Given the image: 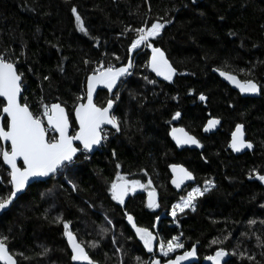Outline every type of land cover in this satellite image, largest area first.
Returning a JSON list of instances; mask_svg holds the SVG:
<instances>
[{
    "label": "trees",
    "instance_id": "16d2710c",
    "mask_svg": "<svg viewBox=\"0 0 264 264\" xmlns=\"http://www.w3.org/2000/svg\"><path fill=\"white\" fill-rule=\"evenodd\" d=\"M73 6L87 34L78 30ZM164 20L170 23L149 42L176 69L172 80L157 81L150 73L149 48L134 50L131 75L111 97L99 92L95 102H114L119 131L109 130L98 150L79 154L49 181L31 184L0 216V237H7L17 264H73L57 216L70 222L97 264H166L193 248L189 264H212L206 257L218 248L227 253L223 264H264V187L257 179L264 175V0H0V53L22 74L21 103L35 115L44 104L59 103L73 134V111L84 101L88 75L101 65L127 64L133 29ZM213 69L257 83L259 98H242ZM176 112L181 116L173 120ZM210 119L219 121L213 132L204 130ZM237 124L253 146L240 155L229 146ZM173 126L195 137L200 150L177 149L169 138ZM174 164L194 177L180 193L169 186ZM117 173L143 185L141 192H128L123 206L108 191ZM206 180L212 187L196 197L195 210L172 219L184 191ZM9 181L0 159V197L11 192ZM153 189L159 201L149 209L145 190ZM125 213L156 237L151 252ZM173 236L183 248L164 257L159 245Z\"/></svg>",
    "mask_w": 264,
    "mask_h": 264
},
{
    "label": "snow or ice",
    "instance_id": "6c2138e0",
    "mask_svg": "<svg viewBox=\"0 0 264 264\" xmlns=\"http://www.w3.org/2000/svg\"><path fill=\"white\" fill-rule=\"evenodd\" d=\"M71 11L75 17L78 30L87 34L76 7L73 6ZM168 23H170L168 20H164L163 23L153 21L150 27L133 29L136 36L132 39L131 45L128 48L129 62L121 67H113L111 64L107 67L101 65L94 69L92 74L88 75L87 100L86 102L81 101L75 105L74 114L79 128L74 135H69V115L59 103H53L51 105L44 104L41 115L33 114L26 104L22 105L18 103L17 97L21 91L22 74H18L14 63L7 60L4 53H0V97L3 98V101H6V103L0 101V103H3L0 113L6 114L7 116L6 129L0 127V140L9 141L11 144L10 151L0 148V159L10 169L8 175L11 185V192L5 197H0V210L6 209L14 201L18 194L25 189L30 178L47 177L50 174H55L63 166L64 162H71L79 150L74 146V141H79L83 149L87 151L92 149L94 145H98L102 139L106 138L103 134L102 125H111L119 131L118 118L110 112L113 101L109 99L106 106H97L94 103L93 92L98 84H103L110 92L112 91L118 78L127 74L133 66L131 56L134 50L138 49L141 45L151 49L152 54L149 57L147 66L157 76L163 77L164 80H172L176 69L169 63L165 52L149 42V39L157 37ZM220 75L235 84L241 93L255 94L260 91L257 83L252 80L241 82L236 76L224 71H221ZM45 79H48V77H45ZM148 82L154 83L151 80ZM77 99L80 100L81 98L77 97ZM199 99H205L203 94L200 95ZM180 116L181 113L176 112L172 119L175 120ZM44 120H47V127L43 124ZM217 123H219L218 120L210 119L205 125L204 130L208 131L209 128L214 127ZM49 131L53 133L51 137L48 136ZM169 135L172 136L178 147L184 144L200 146L199 141L195 137L188 135L182 128H173ZM229 146L233 151L237 152L245 147L252 148V144L243 139L242 125L237 124L235 126V131L232 132V140ZM18 158L23 161L22 167H19L17 164ZM119 167L120 165L118 164L117 168ZM169 167L173 172L172 183L177 188L185 180L193 179L192 173L181 165H170ZM257 179L264 183V175H257ZM149 184H151V181H149ZM205 185L206 187L203 190L200 188H192L185 197H181L180 202L172 206L169 214L175 217L177 212H184L186 208H191L194 211L196 197L207 192L212 187V182L206 180ZM137 186L143 187L140 181L125 180L123 176L117 173V178L111 182L108 191L111 193V198L114 201L123 204L126 194L135 191ZM73 188L75 189V185H73ZM148 196L147 207H157L155 190L149 191ZM125 215L127 216L128 222L135 229L136 235L143 242L144 248L151 252L153 250V233L148 228L136 226L133 223V217L128 213H125ZM56 222L63 224V235L67 238L68 246L71 249V260L74 262H84V264H95L82 244L77 241L74 233L69 230L70 222L61 220L60 216L56 217ZM108 223H111V221L109 220ZM252 223L254 221H249V224ZM6 240L7 237H0V262L2 264H17L13 256L9 254L5 243ZM212 243L215 244L217 241L214 240ZM90 246L95 247V244L90 242ZM180 248H183V245L179 243V238L176 236H173L166 242L162 240L159 245V250L164 256H168L169 253H173ZM117 251H120V249H117ZM195 254V248H193L191 251H185L182 255H177L175 259L167 260L166 264H181V261ZM226 255L227 253L223 248H218L214 255L207 256L206 259L211 261L212 264H221L222 258ZM136 259L138 261L140 260L139 257ZM248 259H252V257H248ZM148 264H160V262L152 259Z\"/></svg>",
    "mask_w": 264,
    "mask_h": 264
},
{
    "label": "water",
    "instance_id": "95a60500",
    "mask_svg": "<svg viewBox=\"0 0 264 264\" xmlns=\"http://www.w3.org/2000/svg\"><path fill=\"white\" fill-rule=\"evenodd\" d=\"M149 53H150V55H149V57L151 56V49H149ZM149 60V59H148ZM16 68V67H15ZM148 69H149V71H150V73L154 76V78L157 80V81H161V82H164V81H166V80H164L163 79V77H161V76H157L149 67H148ZM16 71H17V69H16ZM212 72L224 83V84H226L230 89H232L233 91H235L236 93H238L242 98H259V96H260V91L258 92V93H255V94H252V93H241L240 92V90H239V88L238 87H236V85L235 84H233V83H231V82H229L227 79H225L223 76H221L220 75V70H216V69H213L212 70ZM230 74V73H229ZM127 75H128V73L127 74H125V75H123V76H121V77H119L118 78V80H117V83H116V85H114L113 86V89H112V91L110 92L103 84H98V85H96V87H95V90H94V92H93V99H94V103L96 102V99H97V96H98V93L99 92H106L108 95H109V97H111L114 93H115V91L118 89V87L121 85V83L123 82V80L127 77ZM231 75H233V74H231ZM235 76V75H234ZM237 79H238V77H236ZM238 80H240V79H238ZM241 81V80H240ZM241 82H243V81H241ZM259 87V86H258ZM260 88V87H259ZM22 92H23V88H22V80H21V91H20V93H19V95H18V97H17V100H18V103H20V104H22L21 103V96H22ZM0 100L1 101H3V98L2 97H0ZM86 100H87V79H86V81H85V97H84V101L83 102H86ZM3 103H6V101H3ZM107 104V103H106ZM106 104L104 105V106H106ZM23 105V104H22ZM61 107H63V106H61ZM2 109V108H1ZM74 110H75V108H74ZM113 110H114V102H113V106H112V108L110 109V112H111V114L113 113ZM65 111H66V109H65ZM66 113H67V111H66ZM4 119H6L7 120V116H6V114H3V113H0V127H3L4 128ZM73 121H74V123H75V125H76V131L78 130V128H79V125L76 123V118H75V114H74V111H73ZM209 121V120H208ZM44 124V126L45 127H47V120H45V122L43 123ZM69 124H70V127H69V135H74L75 133H73L72 134V128H71V123H70V118H69ZM173 128H176V129H181V127H172L171 128V130H170V132L172 131V129ZM216 128H217V124L214 126V127H211V128H209L208 129V131L209 132H213V131H215L216 130ZM6 129V128H5ZM102 129H115V128H113L111 125H108V124H105V125H102ZM183 129V128H182ZM184 130V129H183ZM185 131V130H184ZM233 131H235V128H234V130ZM232 131V132H233ZM186 132V131H185ZM242 132H243V139L244 140H246V135H245V130H244V127L242 126ZM188 135H190L189 133H188ZM190 136H192V135H190ZM169 138H170V140L172 141V143L174 144V146L177 148V149H190V150H200V148H201V145H200V143H199V147H197L196 145H194V144H184V145H181V146H177L176 145V142H175V140L172 138V136L171 135H169ZM103 140V139H102ZM102 140L100 141V143L98 144V145H94L93 147H92V149H90V150H87L86 152H87V154L88 155H91V154H93L96 150H97V148H98V146L101 144V142H102ZM231 140H232V133H231V135H230V142H231ZM247 141V140H246ZM248 142V141H247ZM0 143H1V146H2V148H4V149H6V150H8V151H10L11 150V144H10V142L9 141H3V140H0ZM229 145H230V143H229ZM74 146H76L79 150L77 151V153L74 155V157H73V160L71 161V162H64V164H63V166L59 169V170H61L65 165H69V164H71L72 162H74L75 161V159L78 157V155H79V153H80V149H83V147H82V145H80V143H79V141H74ZM230 149H231V151L233 152V154H235V155H240V154H243V153H245V152H248V151H250V150H252L253 149V146H252V148H247V147H245V148H242L240 151H233L232 150V148L230 147ZM84 150V149H83ZM1 161H2V159H1ZM2 164H3V161H2ZM17 164H18V166L19 167H22L23 166V161H22V159H19L18 158V160H17ZM174 165H180V164H174ZM3 166H4V168L7 170V172L9 173V171H10V169L8 168V166L7 165H4L3 164ZM183 168H185L183 165H181ZM186 169V168H185ZM58 170V171H59ZM169 172H170V180H169V186H170V188L174 191V192H176V193H180V192H182L186 187H188L189 185H191L192 183H193V181H194V177H193V179H191V180H185L181 185H180V187L179 188H177L175 185H173V183H172V179H173V172H172V170H171V168L169 169ZM190 172V171H189ZM58 173V172H57ZM57 173H55V174H50L49 176H47V177H33V178H30L29 179V181L27 182V184H26V186H25V189L24 190H22L19 194H18V196L14 199V201L6 208V209H4V210H0V216L3 214V213H5V212H7L8 210H9V208L12 206V204L15 202V200L20 196V195H22L26 190H27V188L31 185V184H33V183H35V182H47V181H49L52 177H54V176H56L57 175ZM193 175V174H192ZM9 179H10V177H9ZM261 184H262V186L264 187V183H262L261 182ZM149 191H152V190H148L146 193H145V201H146V204H148V200H149V196H148V193H149ZM155 193H156V197H155V199H156V203H158V201H159V195H158V193H157V191L155 190ZM127 195H128V193L126 194V196H125V198H124V203H125V200H126V198H127ZM119 203V202H118ZM124 203L123 204H120L121 206H123L124 205ZM149 208V207H148ZM149 209H151V208H149ZM126 222H127V225L129 226V228L131 229V231L133 232V234L135 235V237L137 238V239H139V237L136 235V232H135V229L132 227V224H130L129 222H128V219H127V216H126ZM133 223H135L134 221H133ZM154 236V235H153ZM78 241V240H77ZM153 242H154V244L157 242V239H156V237L154 236V240H153ZM65 243H66V246H67V248H68V251H69V253H70V255H71V249H70V247L68 246V243H67V238L65 237ZM15 260V259H14ZM92 260V259H91ZM93 261V260H92ZM224 261H225V257L224 258H222V261H221V264H223L224 263ZM191 262V257H189V258H187L186 260H184V261H181V264H189ZM2 263V262H1ZM72 263L73 264H84V262H74V261H72ZM95 264H97V263H95Z\"/></svg>",
    "mask_w": 264,
    "mask_h": 264
},
{
    "label": "rangeland",
    "instance_id": "374dc122",
    "mask_svg": "<svg viewBox=\"0 0 264 264\" xmlns=\"http://www.w3.org/2000/svg\"><path fill=\"white\" fill-rule=\"evenodd\" d=\"M44 122H45V120L43 121V123H44ZM48 135L52 136L53 133H52L51 131H49ZM205 187H206L205 184H204L203 186H196V185L190 186V188H189L188 190H185V191H184L182 197H185V196L187 195V193H188L189 191L192 190V188H200L201 190H203ZM141 191H143V187L137 186V187L135 188V191H131V192H129V194H132V193H135V192H141ZM145 192H147V190H145ZM180 200H181V198H180L178 201H176L174 204L180 202ZM171 210H172V208H171ZM171 210H170V212H171ZM187 210H188V211H192L191 208H186V209L184 210V212L187 211ZM182 213H183V212H177V214H176L175 217L171 216L170 214H169V215H170V217H171L172 219H175L177 216H179V215L182 214ZM159 252H160V250H159ZM173 253H174V252H173ZM173 253H169L168 256H164V255L160 252V254L163 255L164 257H170L171 255H173Z\"/></svg>",
    "mask_w": 264,
    "mask_h": 264
},
{
    "label": "bare ground",
    "instance_id": "6f19581e",
    "mask_svg": "<svg viewBox=\"0 0 264 264\" xmlns=\"http://www.w3.org/2000/svg\"><path fill=\"white\" fill-rule=\"evenodd\" d=\"M173 127H179V126H173ZM109 130H115V129H103V134L106 136V134L108 133V131ZM171 130V129H170ZM234 130V129H233ZM170 133V132H169ZM232 133V132H231ZM231 135V134H230ZM106 138H107V136H106ZM104 140V139H103ZM103 140H102V142H101V144L99 145L100 147L103 145ZM98 146V147H99ZM97 150H98V148H97ZM81 153H84V154H86V155H88L87 154V152L85 151V150H83V149H80V153L79 154H81ZM79 156V155H78ZM76 160V159H75Z\"/></svg>",
    "mask_w": 264,
    "mask_h": 264
},
{
    "label": "built area",
    "instance_id": "2783aa9c",
    "mask_svg": "<svg viewBox=\"0 0 264 264\" xmlns=\"http://www.w3.org/2000/svg\"><path fill=\"white\" fill-rule=\"evenodd\" d=\"M131 75V72H128V75H127V77H129ZM119 88L120 87H118V89H117V91L119 90ZM107 138H105L104 140H103V142L106 140ZM100 148V146L98 147V149Z\"/></svg>",
    "mask_w": 264,
    "mask_h": 264
}]
</instances>
